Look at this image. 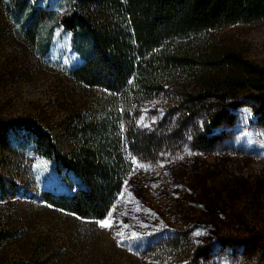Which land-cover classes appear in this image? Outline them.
Returning a JSON list of instances; mask_svg holds the SVG:
<instances>
[{"label": "trees", "instance_id": "1", "mask_svg": "<svg viewBox=\"0 0 264 264\" xmlns=\"http://www.w3.org/2000/svg\"><path fill=\"white\" fill-rule=\"evenodd\" d=\"M41 22L32 13L27 34ZM60 22L85 38L82 50L92 47L69 74L83 94L56 129L0 114V199L20 191L4 175L12 164L43 158L68 187L43 191V201L83 221L118 225L124 247L143 258L264 264V232L227 234L201 217L170 224L128 216L149 177L173 174L176 161L264 156V67L233 51L204 64L194 52L198 38L217 30L264 23V0H71ZM209 64L222 75L197 76ZM10 237L0 232V246Z\"/></svg>", "mask_w": 264, "mask_h": 264}, {"label": "rangeland", "instance_id": "2", "mask_svg": "<svg viewBox=\"0 0 264 264\" xmlns=\"http://www.w3.org/2000/svg\"><path fill=\"white\" fill-rule=\"evenodd\" d=\"M71 0H0V114L33 117L56 129L83 92L70 71L89 57L61 24ZM38 12L42 22L27 34L26 23ZM194 52L201 63L216 52L233 51L264 67V23L241 24L198 38ZM197 76H221L212 65ZM194 81H197L196 79ZM194 83V82H193ZM173 174L149 177L147 195L128 216L149 222L180 223L189 218L213 220L232 235L264 232V156L234 153L200 155L172 163ZM4 175L19 193L0 199V232L11 237L0 246V264H161L124 247L118 225L80 220L49 207L42 192L67 191L64 175L43 158L11 165ZM151 178V179H150ZM144 186V185H143ZM136 196V198H137Z\"/></svg>", "mask_w": 264, "mask_h": 264}, {"label": "snow or ice", "instance_id": "3", "mask_svg": "<svg viewBox=\"0 0 264 264\" xmlns=\"http://www.w3.org/2000/svg\"><path fill=\"white\" fill-rule=\"evenodd\" d=\"M101 226H102V227H108V226H110V225L107 224V223H105V222H102V223H101Z\"/></svg>", "mask_w": 264, "mask_h": 264}]
</instances>
